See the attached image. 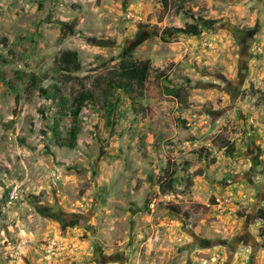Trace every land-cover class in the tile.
<instances>
[{
    "label": "rangeland",
    "instance_id": "1",
    "mask_svg": "<svg viewBox=\"0 0 264 264\" xmlns=\"http://www.w3.org/2000/svg\"><path fill=\"white\" fill-rule=\"evenodd\" d=\"M183 1L0 0V264H264V0H186L218 22L162 36ZM122 53L141 93L110 87Z\"/></svg>",
    "mask_w": 264,
    "mask_h": 264
},
{
    "label": "trees",
    "instance_id": "2",
    "mask_svg": "<svg viewBox=\"0 0 264 264\" xmlns=\"http://www.w3.org/2000/svg\"><path fill=\"white\" fill-rule=\"evenodd\" d=\"M187 1L184 0L182 4L178 5V10L175 9V14L187 15L188 19L192 21V23L185 24L182 28H174V29H164L162 31V36H168L170 34H183L186 36L196 37L201 33V28L210 27L216 24L218 21L215 20H205L200 17H193L190 11H184V4ZM163 11H167V0H162ZM65 26L63 23H61ZM58 66L61 70H65L68 72L78 71L80 69V63L78 61V55L74 51H64L60 57L58 58ZM117 67L112 69L109 73V84L111 88H116L118 92L123 93H141L144 90L145 84L148 79L149 67L150 63L148 60L145 61H137L132 58L131 54L122 53L119 57ZM162 77L161 74L158 75V78ZM189 82L188 79H186ZM162 92L166 96H171L176 99H180V88L175 89L169 86H162ZM186 90V88H185ZM72 102L74 105H81L86 102H93V94L85 90L84 88L80 89L76 93L73 94ZM64 104V101L61 103ZM103 104L107 108V113L111 114L113 111V104L111 101H104ZM79 112V108L76 109V114ZM73 124L70 126L67 131L68 141L65 144H60L61 147H66L70 150H73L76 146V139L79 134V124L77 122V117L73 118ZM229 148H233L230 145ZM172 188V184H168L164 187L159 185V190L161 193H165L169 189ZM256 217L263 221V226L260 229V236L264 238V206L257 209Z\"/></svg>",
    "mask_w": 264,
    "mask_h": 264
},
{
    "label": "water",
    "instance_id": "3",
    "mask_svg": "<svg viewBox=\"0 0 264 264\" xmlns=\"http://www.w3.org/2000/svg\"><path fill=\"white\" fill-rule=\"evenodd\" d=\"M223 27L224 28H226V29H233V27L232 26H226V25H223ZM193 238H194V236H193ZM120 258H119V256H117V255H113V256H108V257H106L104 260H103V263H110V262H113V261H117V260H119Z\"/></svg>",
    "mask_w": 264,
    "mask_h": 264
},
{
    "label": "flooded vegetation",
    "instance_id": "4",
    "mask_svg": "<svg viewBox=\"0 0 264 264\" xmlns=\"http://www.w3.org/2000/svg\"><path fill=\"white\" fill-rule=\"evenodd\" d=\"M233 29H234V28H233ZM234 30H235V29H234ZM251 40H252V39H251ZM105 258H106V257H104V259H105ZM101 264H104V263H103V260H102Z\"/></svg>",
    "mask_w": 264,
    "mask_h": 264
}]
</instances>
